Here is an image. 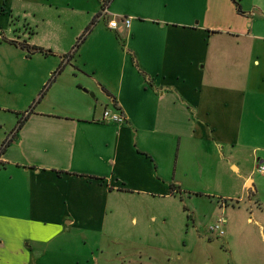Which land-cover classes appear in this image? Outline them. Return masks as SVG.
Here are the masks:
<instances>
[{
	"label": "crops",
	"instance_id": "0c3cea01",
	"mask_svg": "<svg viewBox=\"0 0 264 264\" xmlns=\"http://www.w3.org/2000/svg\"><path fill=\"white\" fill-rule=\"evenodd\" d=\"M115 1L110 12L106 0H0V30L8 32L22 13L34 29L28 40L11 34L4 41L47 48L62 64L47 70L57 75L21 127L0 133L1 264H35L55 253L50 246L71 226L101 229L123 199L131 200L128 209L140 199L154 206L148 197L174 199L176 192L191 199L210 178L208 167L215 180L228 178L230 167L238 170L240 190L256 198L252 174L264 164V0ZM65 11L69 33L51 32L65 41L37 43L36 19L45 25ZM99 19L111 33L109 50L87 70L75 52ZM67 72L80 79V91L103 93L125 123L102 121L94 103L80 96L88 91L76 93L80 107L63 102L64 84L56 87ZM54 95L56 102L48 101ZM259 200L253 202L260 218ZM252 205L249 199L250 214ZM145 207L136 206L135 221ZM247 221L260 231L257 220Z\"/></svg>",
	"mask_w": 264,
	"mask_h": 264
},
{
	"label": "rangeland",
	"instance_id": "374dc122",
	"mask_svg": "<svg viewBox=\"0 0 264 264\" xmlns=\"http://www.w3.org/2000/svg\"><path fill=\"white\" fill-rule=\"evenodd\" d=\"M108 3L110 12L118 4L114 0ZM23 15L15 22H10L8 32L0 30L4 33L0 35V133L13 127L17 116L35 109L43 89L47 87V90L57 75L52 76L51 71L48 75L47 70L54 65V70L59 65L62 67L61 58L45 50L47 48H43L41 54H34L36 50L33 46H29V50L21 42L4 41L11 34L28 40L29 30L23 22ZM69 17V11L63 12L61 16L55 13L50 20H46L45 25L36 19L40 27L37 35H33L36 42L45 43L46 46L49 42L52 45L53 42L59 45L64 42V39L52 38L51 32H59L62 28L69 33ZM73 18L74 21L77 19ZM97 23L94 35L75 52L74 61L79 60L80 66L87 70L96 64L100 66L102 57L98 55L102 54V50H109L111 33L105 30L103 19ZM34 27L35 24L30 25V28ZM20 51L25 54L22 56ZM75 76L70 78L68 72L63 74L56 88L62 82L64 90L61 92L65 96L62 101L80 107L84 101L77 99L76 93L83 94L86 88L80 86L82 91L78 89L80 79H75ZM70 80L76 84H71L72 89ZM97 92L88 91V94L80 96H84L88 103H94L102 114L104 109L110 110L111 107L109 99L100 91ZM55 95L48 101L56 102ZM204 171L210 178L197 185L199 192L193 194L191 199L185 191L176 192L174 199L167 201L148 197L147 200L154 206L144 199L133 201L129 209L127 206L131 200L123 199L119 214L107 211L101 229L71 226L56 237L50 246L55 253L38 257L35 264H264V176L257 171L252 174L251 189L256 194L254 198L247 195L245 188L240 190L242 180L238 179V170L228 168L229 177L222 180L213 179L214 173L211 172L216 170L208 167ZM246 171H252L249 165ZM228 181L232 183L227 184ZM249 199L255 208L251 214L247 210ZM258 200L260 218L256 215L253 202ZM221 201L226 202L224 210L220 206ZM144 203L146 207L141 212L143 218L135 221L136 206ZM151 214L153 218H150ZM221 214L226 219L223 235L211 233L209 225ZM248 216L260 223V231L258 224L247 221ZM13 264H18V261L15 260Z\"/></svg>",
	"mask_w": 264,
	"mask_h": 264
},
{
	"label": "built area",
	"instance_id": "2783aa9c",
	"mask_svg": "<svg viewBox=\"0 0 264 264\" xmlns=\"http://www.w3.org/2000/svg\"><path fill=\"white\" fill-rule=\"evenodd\" d=\"M126 24H129V20L124 21ZM107 26L109 28H115L117 26V22L115 20H110L107 22ZM101 120L107 121L114 124H123L125 123V118L119 108H115L114 110L104 109L101 114ZM257 171L264 176V164H258ZM226 202L222 201L220 203L221 207L224 206ZM226 223V219L223 214L217 216L215 220L209 225V231L211 233H215L217 235H223L224 233V225Z\"/></svg>",
	"mask_w": 264,
	"mask_h": 264
},
{
	"label": "trees",
	"instance_id": "16d2710c",
	"mask_svg": "<svg viewBox=\"0 0 264 264\" xmlns=\"http://www.w3.org/2000/svg\"><path fill=\"white\" fill-rule=\"evenodd\" d=\"M106 2H109V0H106ZM106 2H104V4H106ZM234 3L236 4L235 1H234ZM236 5H237V4H236ZM238 11H239V9H238ZM94 21H95V19H92L91 22H90V24L87 25V26L85 27L84 34H85L86 32H88V31L91 29V26H92V24L94 23ZM79 39H80V38H77V39H76V43H75V45H74V49L78 47ZM14 43H15V42H14ZM23 45H24V44H23ZM22 47H24V46H22ZM27 48H28V47H27ZM33 48H34V50L42 51L41 48H38V47H33ZM69 55L71 56V53H70ZM60 69H61V68H60ZM116 108H117V106H116ZM29 113H30V112H28L27 114H25V112H24L23 114L17 116V121H16V128H17V129L21 127V125H22V124L24 123V121L27 119ZM2 149H3V146L1 145V146H0V153L2 152Z\"/></svg>",
	"mask_w": 264,
	"mask_h": 264
},
{
	"label": "water",
	"instance_id": "95a60500",
	"mask_svg": "<svg viewBox=\"0 0 264 264\" xmlns=\"http://www.w3.org/2000/svg\"><path fill=\"white\" fill-rule=\"evenodd\" d=\"M84 91H85V92H87V90H86V89H84ZM91 95H92V94H91Z\"/></svg>",
	"mask_w": 264,
	"mask_h": 264
}]
</instances>
